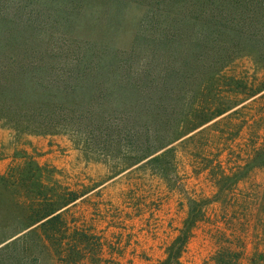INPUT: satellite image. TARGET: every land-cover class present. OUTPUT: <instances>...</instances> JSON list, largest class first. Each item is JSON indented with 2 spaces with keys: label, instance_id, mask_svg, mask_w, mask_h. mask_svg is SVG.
Returning <instances> with one entry per match:
<instances>
[{
  "label": "rangeland",
  "instance_id": "1",
  "mask_svg": "<svg viewBox=\"0 0 264 264\" xmlns=\"http://www.w3.org/2000/svg\"><path fill=\"white\" fill-rule=\"evenodd\" d=\"M123 1L88 0L49 39L102 55L108 43L116 64L141 74L157 58L153 30L143 5ZM210 1L206 97L231 107L169 145L175 180L149 158L115 166L71 134L0 123V264H159L191 212L185 264H216L219 250L239 253L235 264H264V0Z\"/></svg>",
  "mask_w": 264,
  "mask_h": 264
},
{
  "label": "trees",
  "instance_id": "2",
  "mask_svg": "<svg viewBox=\"0 0 264 264\" xmlns=\"http://www.w3.org/2000/svg\"><path fill=\"white\" fill-rule=\"evenodd\" d=\"M87 1L0 0V123L21 133L71 134L86 152L115 166L149 158L154 173L175 180L169 145L231 107L206 97L212 76L207 68L214 55L209 49L215 32L213 4L127 0L144 6L141 22L153 30L151 45L157 50L146 70L129 74L125 65L116 64L108 43L102 55L90 46L79 45V50L49 39L63 33L54 26L74 24ZM155 25L160 29L155 31ZM135 41H142L141 36ZM223 57L233 59L227 53ZM189 217L159 264H185L192 212ZM238 255L219 250L216 264H235Z\"/></svg>",
  "mask_w": 264,
  "mask_h": 264
}]
</instances>
